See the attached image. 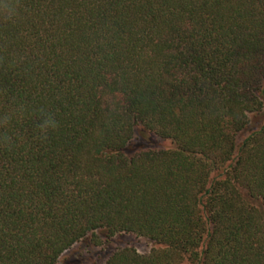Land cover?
I'll list each match as a JSON object with an SVG mask.
<instances>
[{
    "label": "trees",
    "instance_id": "obj_1",
    "mask_svg": "<svg viewBox=\"0 0 264 264\" xmlns=\"http://www.w3.org/2000/svg\"><path fill=\"white\" fill-rule=\"evenodd\" d=\"M121 232L264 264V0H0V264Z\"/></svg>",
    "mask_w": 264,
    "mask_h": 264
},
{
    "label": "rangeland",
    "instance_id": "obj_2",
    "mask_svg": "<svg viewBox=\"0 0 264 264\" xmlns=\"http://www.w3.org/2000/svg\"><path fill=\"white\" fill-rule=\"evenodd\" d=\"M132 143L141 148H164L171 145L168 139L151 133H147L143 138L135 135ZM86 240H90L89 235ZM124 246L133 247L139 253H147L154 244L147 237L131 232H121L100 244H92L87 241L76 242L59 256L56 264H101L115 249Z\"/></svg>",
    "mask_w": 264,
    "mask_h": 264
},
{
    "label": "clouds",
    "instance_id": "obj_3",
    "mask_svg": "<svg viewBox=\"0 0 264 264\" xmlns=\"http://www.w3.org/2000/svg\"><path fill=\"white\" fill-rule=\"evenodd\" d=\"M55 126H56V122L50 117H45L40 125L42 130L50 128V127L54 128Z\"/></svg>",
    "mask_w": 264,
    "mask_h": 264
}]
</instances>
